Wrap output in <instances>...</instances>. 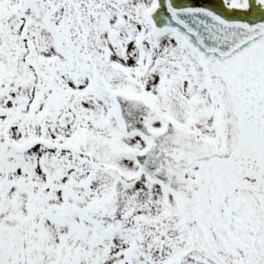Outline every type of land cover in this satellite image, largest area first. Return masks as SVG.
<instances>
[{
	"label": "snow or ice",
	"instance_id": "obj_1",
	"mask_svg": "<svg viewBox=\"0 0 264 264\" xmlns=\"http://www.w3.org/2000/svg\"><path fill=\"white\" fill-rule=\"evenodd\" d=\"M0 264H264V0H0Z\"/></svg>",
	"mask_w": 264,
	"mask_h": 264
}]
</instances>
